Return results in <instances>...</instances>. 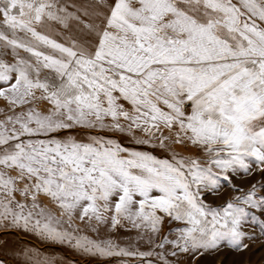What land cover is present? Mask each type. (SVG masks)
I'll use <instances>...</instances> for the list:
<instances>
[{
  "label": "snow or ice",
  "instance_id": "1",
  "mask_svg": "<svg viewBox=\"0 0 264 264\" xmlns=\"http://www.w3.org/2000/svg\"><path fill=\"white\" fill-rule=\"evenodd\" d=\"M0 17V227L86 255H155L160 264L248 247L250 210L264 214V0H92L75 11L60 0H0ZM53 24L78 34L58 42ZM75 128L165 151L187 142L206 163L55 135ZM238 169L261 179L248 191L233 186L241 194L220 209L207 205L204 196ZM77 213L93 232L111 213V230L128 221L161 251L77 235ZM165 216L183 227L154 242Z\"/></svg>",
  "mask_w": 264,
  "mask_h": 264
},
{
  "label": "rangeland",
  "instance_id": "2",
  "mask_svg": "<svg viewBox=\"0 0 264 264\" xmlns=\"http://www.w3.org/2000/svg\"><path fill=\"white\" fill-rule=\"evenodd\" d=\"M92 0H60L62 5L68 7V11H75L77 7L83 8L90 4ZM110 2V0H108ZM79 15V13H77ZM2 19V17H0ZM78 34V29L73 25L71 30L63 29L59 25L53 24L52 38L58 42H65L68 37ZM21 55H25L21 52ZM6 59L11 60L12 56L9 52ZM123 103V102H122ZM125 107L130 106L125 103ZM6 110V102L0 99V113ZM0 115V119H2ZM167 135V131L165 130ZM57 138H63L66 135L75 136L78 140L86 141L89 136H102L105 139H113L122 146L134 151H147L159 159H170L173 152L180 156H193L200 159L202 165L206 163V157L190 143L185 144H169V150L165 151L159 147H152L150 145H138L131 136L115 131L99 130V129H80L75 128L65 132L55 134ZM137 137H143V133L137 131ZM156 143V141H153ZM252 163L255 168V163ZM214 171H218L215 170ZM231 183L221 181L215 193L208 192L204 196V202L213 207L220 209L226 202L232 200L235 196L240 195L233 190V186L239 187L244 191H248L252 183L258 182L261 177L257 172L254 176L246 175L243 170H237L236 173L231 174ZM264 196V192L257 190V198ZM19 199V197H18ZM41 204L51 209L56 216H59V211L49 203L47 198L40 197ZM77 217L73 220V225L76 229L77 235H87L93 240H111L121 248H126L129 251H153L160 252V249L154 248L152 244L148 243V232L143 229H135L128 221L122 220V226H117L115 230L110 229L111 213H108V223L99 226L98 232H93L90 225L85 220L81 222ZM255 216L256 222H252V217ZM249 223L244 226V231L253 236L254 239H245L244 243L248 245L243 251H236L222 247L220 250L206 254L200 260H197L191 254H181L179 264H264V234L261 232L264 226V214L257 210H250L248 217ZM95 225V221H92ZM63 227H67L65 223ZM183 225L176 221H169L165 216L163 224L160 226L159 234L153 237L154 242H159L163 237L168 239H175L177 229ZM72 231L73 229H69ZM171 246L166 245L165 251L170 250ZM28 253V259L24 253ZM168 259L175 261V257H168ZM50 260L52 264H160L158 258L153 255L151 257L141 258L135 257H100L91 256L82 253L81 251L70 247L67 243H54L51 241L42 240L40 237L32 232H26L22 228H2L0 227V262L3 264H34V261Z\"/></svg>",
  "mask_w": 264,
  "mask_h": 264
}]
</instances>
